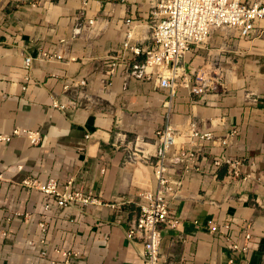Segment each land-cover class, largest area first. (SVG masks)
Returning <instances> with one entry per match:
<instances>
[{
  "label": "crops",
  "instance_id": "obj_1",
  "mask_svg": "<svg viewBox=\"0 0 264 264\" xmlns=\"http://www.w3.org/2000/svg\"><path fill=\"white\" fill-rule=\"evenodd\" d=\"M152 1L0 0V134L18 127L42 134L38 145L24 137L0 143L1 263L62 264L55 252L61 250L79 253L76 264H144L143 246L131 242L126 231L142 194L157 187L146 158L160 150L158 130L167 124L185 130L195 121L215 137L232 129L239 134L230 147L207 139L200 142L204 146L196 145L204 148L200 159L209 174L186 176L172 202L181 225L163 231V263L264 264V20L257 21L251 38L218 30L208 54L193 50L187 55L195 68L218 63L223 73L217 90L195 96L181 87L170 97L154 80L125 79L122 71L110 76L106 66L122 50L128 18L134 20L135 40L152 44ZM27 56L33 61L30 70ZM222 153L254 166L232 179L226 166L212 167ZM26 179H56L61 189L72 181L96 203L61 208L26 186ZM46 204L51 205L47 212ZM45 213L49 227L43 235L38 224ZM209 219L232 228H222L223 236L211 235L203 229ZM248 225L249 251H232L225 236L242 241Z\"/></svg>",
  "mask_w": 264,
  "mask_h": 264
},
{
  "label": "built area",
  "instance_id": "obj_2",
  "mask_svg": "<svg viewBox=\"0 0 264 264\" xmlns=\"http://www.w3.org/2000/svg\"><path fill=\"white\" fill-rule=\"evenodd\" d=\"M85 5L86 2H85ZM86 11L82 9L81 14ZM264 20V3L242 0H153L148 20L150 28L149 41L135 40L134 20L126 19L125 39L121 52L115 53L107 60L106 66L110 76L124 72L125 79L154 80L159 88L167 91L170 97L177 94L183 87L192 95L203 96L212 90H217L222 79V71L218 63L195 68L188 63L186 57L193 50L210 49L212 34L218 30L238 31L241 38H251L256 32L257 21ZM93 24V21H89ZM82 26L75 30L78 33ZM209 52V51H208ZM48 56V55H47ZM143 57V58H142ZM53 58L61 59L60 55ZM32 58L27 56L25 65L30 70ZM212 66L215 71H212ZM26 79H29L28 77ZM79 84L86 86V81ZM69 85L65 86L68 89ZM56 106L64 108L62 105ZM239 134L238 129L228 131L222 137H215L213 132L201 131L198 124L192 121L185 130H176L167 124L156 132L159 152L147 157L154 169L157 182L155 192L145 191L142 202L138 205L139 212L130 222L126 231L127 238L143 246L141 258L144 264H165L159 253L164 230L176 231L181 225V219L171 208L172 202L178 199L186 176L208 175L200 153L206 141L218 143L220 147L232 146ZM15 137L27 138L31 145H38L42 141L40 131L27 128H15L9 134H0V143L10 142ZM189 147H180L182 144ZM196 145H203L196 149ZM130 158H136L132 153ZM254 166L249 159L226 155H216L212 161L214 170L227 167L230 178L237 179L243 174L246 166ZM249 175H247L248 177ZM26 186L38 188L45 195L52 197L61 208L75 207L78 203L89 205L96 203L91 195L83 190L73 188L70 181L62 189L56 179L40 183L32 179L24 181ZM51 208L46 204L45 211ZM48 215L41 216L39 227L43 235L48 232ZM200 221H195L199 224ZM200 225V224H199ZM222 228L231 230V225H222L215 219H209L203 224L205 232L211 235L223 236ZM224 238V237H223ZM228 247L237 253L249 251L252 239L251 227L248 225L242 233V241L234 238L231 233L225 236ZM46 244L45 236L40 240ZM61 256L62 264H76L74 258L79 253L74 251L55 250ZM47 255L46 249L40 251V256ZM51 264H58L51 260ZM0 264H7L1 263ZM181 264H184L182 262Z\"/></svg>",
  "mask_w": 264,
  "mask_h": 264
},
{
  "label": "rangeland",
  "instance_id": "obj_3",
  "mask_svg": "<svg viewBox=\"0 0 264 264\" xmlns=\"http://www.w3.org/2000/svg\"><path fill=\"white\" fill-rule=\"evenodd\" d=\"M208 53H209V52H208V51H206V54H208ZM209 61H210V60H208L207 62H209ZM207 62H206V63H207ZM209 64H212V63H208V64H206V65H209ZM201 67H202V66H201ZM201 67H200V68H201ZM211 70H212V71H215V69H214V67H213V66H212V69H211ZM206 71H208V72H209V70H207V69H206Z\"/></svg>",
  "mask_w": 264,
  "mask_h": 264
}]
</instances>
